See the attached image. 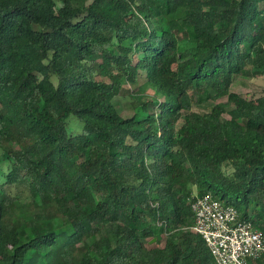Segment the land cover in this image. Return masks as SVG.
I'll return each mask as SVG.
<instances>
[{
  "label": "trees",
  "instance_id": "1",
  "mask_svg": "<svg viewBox=\"0 0 264 264\" xmlns=\"http://www.w3.org/2000/svg\"><path fill=\"white\" fill-rule=\"evenodd\" d=\"M239 76L264 77V0H0V264H216L207 194L264 235Z\"/></svg>",
  "mask_w": 264,
  "mask_h": 264
},
{
  "label": "built area",
  "instance_id": "2",
  "mask_svg": "<svg viewBox=\"0 0 264 264\" xmlns=\"http://www.w3.org/2000/svg\"><path fill=\"white\" fill-rule=\"evenodd\" d=\"M190 230L204 240L216 264H250L264 260V235L252 221L211 194L191 204Z\"/></svg>",
  "mask_w": 264,
  "mask_h": 264
},
{
  "label": "rangeland",
  "instance_id": "3",
  "mask_svg": "<svg viewBox=\"0 0 264 264\" xmlns=\"http://www.w3.org/2000/svg\"><path fill=\"white\" fill-rule=\"evenodd\" d=\"M127 89H135V86L132 85H127L126 86ZM231 91L233 93H237L243 96H247L248 98H258L260 96L264 95V77H260V78H249V77H243V76H239L236 77L232 86H231ZM149 93L152 94V90L149 89L148 90ZM118 100L121 101L122 103V114H128L130 113V106H128L129 102L131 101L130 98L126 97V98H118ZM226 102V98L224 99H220L217 101H210V102H204L201 105H194L193 111L196 113H204V112H208L209 111V107L211 105L215 106L218 105L220 103H225ZM223 119H230V116H228L227 114H225L223 116ZM72 127L74 129H76L78 132L80 131V128L77 124H73L72 123ZM1 156V155H0ZM165 244V239H163L160 243V247H163Z\"/></svg>",
  "mask_w": 264,
  "mask_h": 264
}]
</instances>
